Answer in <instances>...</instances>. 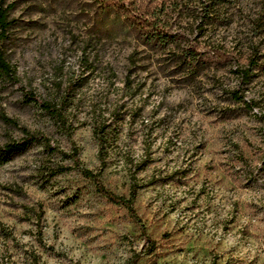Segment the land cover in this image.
Wrapping results in <instances>:
<instances>
[{
    "label": "clouds",
    "instance_id": "obj_1",
    "mask_svg": "<svg viewBox=\"0 0 264 264\" xmlns=\"http://www.w3.org/2000/svg\"><path fill=\"white\" fill-rule=\"evenodd\" d=\"M0 264H264V0H0Z\"/></svg>",
    "mask_w": 264,
    "mask_h": 264
}]
</instances>
